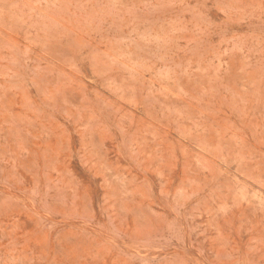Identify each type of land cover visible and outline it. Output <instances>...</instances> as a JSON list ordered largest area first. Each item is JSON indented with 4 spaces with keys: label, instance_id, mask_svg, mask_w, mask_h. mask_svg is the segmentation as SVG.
Wrapping results in <instances>:
<instances>
[{
    "label": "rangeland",
    "instance_id": "1",
    "mask_svg": "<svg viewBox=\"0 0 264 264\" xmlns=\"http://www.w3.org/2000/svg\"><path fill=\"white\" fill-rule=\"evenodd\" d=\"M0 264H264V0H0Z\"/></svg>",
    "mask_w": 264,
    "mask_h": 264
}]
</instances>
